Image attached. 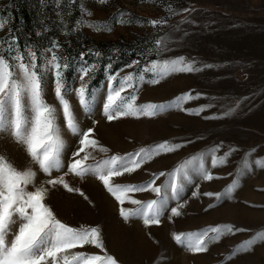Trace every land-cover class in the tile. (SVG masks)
<instances>
[{"label":"rangeland","instance_id":"1","mask_svg":"<svg viewBox=\"0 0 264 264\" xmlns=\"http://www.w3.org/2000/svg\"><path fill=\"white\" fill-rule=\"evenodd\" d=\"M31 16L32 25H26L24 11ZM91 15H88V13ZM130 24L117 23L119 13ZM0 18L6 23L0 29V40L9 33L18 37L23 46L30 44L39 51L50 47L55 41L57 55L67 56L75 67L83 53V59L95 62L97 70L90 87L95 88L96 98L92 116L89 118L76 106L80 127L93 128L92 138L107 147V155L134 152L141 147L157 143H183L185 147L175 153L162 154L131 176L116 177L121 183H142L151 172L169 171L197 153L207 151L216 144H223L217 153L222 156L229 147L237 151L224 165L206 167L212 172V180L195 177L194 184H186L187 203L181 215L162 217L159 225L145 227L142 220L125 222L119 215V205L94 177L81 180L65 177L70 185L79 188L84 196L68 192L62 186L51 188L46 196L50 206L61 222L72 227L99 226L108 254L119 264H264V242L259 240L245 251L228 260L234 248L246 245L258 231H264V168L254 161L264 158V0H0ZM108 22L112 31H95L83 27L72 31L77 21ZM166 21L151 25L150 21ZM161 40V48L167 51L157 57L146 55ZM99 52L100 56L94 55ZM51 55V53H47ZM183 56L201 71L177 72L157 84L139 86L137 105L168 103L176 97L189 93L194 98L183 104L184 108L199 109L208 105L199 115L172 108L155 116L121 117L107 121L103 116L102 98L106 91L105 65L111 63L113 73L120 75L136 71L152 59H170ZM134 60L140 64L127 67ZM213 67L205 68L203 65ZM75 73L69 69L66 77L73 83ZM152 73H145L151 78ZM78 84V82H77ZM127 89L125 95L131 92ZM47 99H54V92ZM240 107L229 115L224 113L237 101ZM93 120L97 123L93 124ZM191 141V143H186ZM68 158L78 144L79 138L65 136ZM251 153V171L239 177L232 198L219 201L205 192H223L236 177L245 154ZM0 154L7 156L15 165L23 167L28 159L23 150L8 139L0 138ZM83 155V154H82ZM106 155L92 152L87 163L105 159ZM193 167L198 162H193ZM41 177L43 174H40ZM195 175V174H193ZM161 177L157 184L163 181ZM198 191L197 196H192ZM144 201L155 198L152 193H135ZM88 199H85L84 197ZM211 205V207H210ZM175 206V202H172ZM125 207H133L126 204ZM230 224L242 232L227 234L219 241L209 244L207 252L194 253L173 239V233H199L209 227ZM211 235V233H210ZM90 255H103L94 246L70 249ZM59 255V254H58Z\"/></svg>","mask_w":264,"mask_h":264},{"label":"snow or ice","instance_id":"2","mask_svg":"<svg viewBox=\"0 0 264 264\" xmlns=\"http://www.w3.org/2000/svg\"><path fill=\"white\" fill-rule=\"evenodd\" d=\"M105 3L106 0H97ZM88 15H91L89 12ZM127 13H119L117 23L130 24L131 21L122 19ZM6 21L0 18V29ZM151 25L166 23V21H150ZM83 27L112 31L113 26L108 22L103 24L93 21H77L72 31ZM162 41L156 40L155 46L146 53H154L159 57L167 51ZM59 48L55 42L51 46L38 51L30 44L21 46L18 37L11 32L4 40H0V138L8 139L18 145L26 154L27 165L18 167L7 156L0 154V264H119L117 258L108 254L99 226L72 227L61 222L53 209L46 203L49 188L62 186L68 192L84 193L70 185L65 177L74 176L81 180L94 177L102 183L104 189L114 198L119 207V215L125 221L142 220L145 227L159 225L162 217L169 211L172 217L180 216L181 209L187 203L185 199L186 184H194L195 177L202 180H212V172L206 167V159L211 158V166L224 165L237 150L229 147L222 156L217 153L223 144H216L207 151L197 153L169 171L151 172L149 179L142 183H121L116 177L131 176L137 170L147 171L143 166L162 154L175 153L185 147L183 143L164 141L149 147L121 155H107L109 149L97 139L92 138L93 128L86 131L80 127L74 98L79 108L90 118L95 104V88L90 87L94 78L97 64L89 63L79 57L74 67L67 56L57 55L54 49ZM51 53V55H47ZM99 57L100 53L95 52ZM134 60L127 67L139 65ZM194 62L186 61L183 56L170 59H152L136 71L120 75L113 73L112 64L105 65L106 91L102 98L103 116L111 122L126 116L152 117L158 113L176 108L188 114L199 115L208 105L199 109L184 108L183 104L194 98L189 93L182 94L168 103H148L137 105L139 86L157 84L160 80L177 72L201 71L193 66ZM205 68L213 65L205 64ZM71 69L75 75L73 83H69L66 71ZM152 73L146 78L145 73ZM78 82V84H77ZM127 89L131 92L125 93ZM54 92L53 101L47 97ZM241 101L229 108L225 116L234 113L240 107ZM97 121L93 120V124ZM79 138L77 148L71 152V159L65 151V136L68 134ZM186 143H191L187 141ZM98 151L106 155L105 159L89 164L91 153ZM83 154V155H82ZM245 154L241 166L237 167L236 177L223 192H205V196H215L219 201L232 198L233 190L238 186L239 177L251 171L249 157ZM197 161L198 166L193 167ZM255 165L264 168V158H257ZM40 174H43L41 177ZM195 174V175H193ZM164 177L163 181H157ZM152 193L154 199L141 200L134 197L135 193ZM197 196L198 191H193ZM85 199H88L86 196ZM175 202V206H172ZM133 207H125V205ZM211 207V205H210ZM244 229L235 228L230 224L209 227L199 233H173L172 239L194 253L207 252L211 243L219 241L222 236L242 232ZM211 233V235H210ZM264 242V231H258L246 245L234 248L228 260L240 252L251 250L257 241ZM94 246L103 255H90L84 251L69 252L70 249L84 246ZM59 254V255H58ZM223 264V262H222Z\"/></svg>","mask_w":264,"mask_h":264},{"label":"trees","instance_id":"3","mask_svg":"<svg viewBox=\"0 0 264 264\" xmlns=\"http://www.w3.org/2000/svg\"><path fill=\"white\" fill-rule=\"evenodd\" d=\"M24 14H25L26 25H28V26L32 25L31 16H30V14L28 13V11L25 10V11H24Z\"/></svg>","mask_w":264,"mask_h":264}]
</instances>
